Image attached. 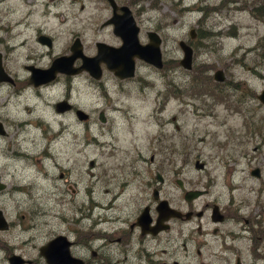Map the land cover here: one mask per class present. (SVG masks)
I'll return each mask as SVG.
<instances>
[{"label":"rangeland","instance_id":"1","mask_svg":"<svg viewBox=\"0 0 264 264\" xmlns=\"http://www.w3.org/2000/svg\"><path fill=\"white\" fill-rule=\"evenodd\" d=\"M41 1L44 0H35L33 17L43 16ZM260 1L133 0L131 10L136 13L140 39L146 40V30L160 36L162 66L155 69L139 62L133 81L122 88L113 84L107 89L109 104L112 98L116 99V106L109 112L108 121L113 120L111 129L101 126L94 116L87 122H76L68 115L60 121L53 120L50 103L46 106L31 100L34 109L30 112L27 108L29 115L11 100L3 109L0 107L7 117L20 116L17 120H21L25 114L23 117L29 121L24 129L28 132L13 135L15 128L11 125L10 136L0 137V178L6 188L15 183L23 185L22 191L13 192L7 198L3 193L0 197V209L13 224L0 233V240L5 238L12 244L26 240L40 243L52 232L62 231L64 226L53 216L58 207L51 199L59 192L63 191L66 198L80 204L83 197L67 193L72 188L82 191L87 187L100 200L98 194L102 190L115 191L120 182L130 179L133 191H137L140 181L146 177L142 170H149L154 181L157 169L164 177L160 194H165L170 203L181 200L173 182L175 178L185 182V188L196 185L198 178L202 185L210 179V194L194 204L203 206L209 200L219 206L228 203L231 213L240 220L235 224L234 219L223 223L221 226L225 228L234 226L238 231L243 219H247L246 239L236 244L238 239L232 245L238 249L242 264H264V104L256 98L264 89V18L250 11ZM26 5L24 0H0V19H5L8 12H11L10 18H20L27 11ZM49 10L46 16L53 15V11L60 12L74 18L72 23L77 24L74 22L79 17L77 2L71 5L64 0L61 6L57 2ZM70 28L68 25L58 29V47L69 39ZM190 29L194 31L191 38ZM260 37L262 48L256 47ZM179 40L192 47L190 70L177 63L182 56ZM216 69L223 76L221 82L214 80ZM52 94V100L59 97L58 93ZM72 100L90 114L92 100L99 104L100 96L91 83L79 81L73 88ZM13 107L24 112L16 113ZM43 121L49 122L52 130L56 129V122L60 128L67 129L60 141H55V135L46 129ZM74 134L77 157H73L70 145L75 141ZM51 142L65 152L59 160L61 167H54L44 158V149ZM54 149L57 148L54 146ZM21 151L28 153V157L18 162L14 157ZM196 160L203 164L202 169L194 166ZM254 168H258V176L251 174ZM44 169L46 176L41 175ZM59 172H63L62 178ZM36 193L40 199L35 203L30 199ZM33 210L39 211L36 217ZM85 226L76 228L74 233L84 237L88 231ZM192 227L193 220L186 225L176 222L170 231L153 239L150 246L156 248L158 256L161 248L169 251L161 256L165 261L174 259L178 264H187L179 230L183 233L189 230L195 236ZM132 247L136 249L137 244L132 242ZM189 247L193 250V246ZM133 248L126 253V264H145L143 259H136ZM0 264H6L1 251Z\"/></svg>","mask_w":264,"mask_h":264},{"label":"flooded vegetation","instance_id":"2","mask_svg":"<svg viewBox=\"0 0 264 264\" xmlns=\"http://www.w3.org/2000/svg\"><path fill=\"white\" fill-rule=\"evenodd\" d=\"M66 1L71 5H74L75 2L78 3L79 14L77 16L79 17L76 19L77 21H74L77 23L75 24L77 27L72 23L74 18L60 12L53 11V15H45L50 13V6L56 7L57 2L61 6L64 0L41 1L44 10L42 12L43 16L39 18L33 17V10L37 5L35 0H24V3L27 4V11L20 18L12 19L9 16L11 12H8L5 19H0V74L4 75V79H0V107L3 109L8 100H11L14 102L15 107L22 106V110H25V113L29 115L34 109L31 106L32 103H30L31 100L34 101V104L42 103L46 106L47 103H50L54 111L53 120L60 121L68 115L73 117L76 122H87L90 116H94V120L100 123L101 126L105 125L111 129L113 120L108 121V118L110 109L116 106V99L112 98L110 106L107 89L111 88L113 84L122 88L127 82L133 81L137 65L142 62L134 57V70L131 77L119 78L114 74L113 69L107 68V65L114 62L111 60L115 54L112 49H116L121 45V39L114 31L119 22L118 17L122 13L119 10L120 6L128 8L133 22L138 27V42L145 44L147 37L144 41L140 39V29L135 18L136 13L131 10L133 0H113L115 9L112 8L109 0ZM88 8L90 10L86 12ZM68 25L71 26L68 32L69 39L64 42L63 46L58 47V29H63ZM76 53H82L86 58L100 54L97 57L98 61H95V68L93 66L94 62H89L87 68H80L83 65V60ZM57 57H64V63L59 67L64 69L65 72L55 71L50 80L42 83L35 84L36 82L30 81L33 73L48 69L53 63V59ZM105 59L109 60L105 61ZM96 68L99 72L97 77H94L91 70L95 71ZM79 81L91 83L94 92L100 96L99 104L92 100L90 114L85 113L72 100L73 88ZM2 92L6 94L2 96ZM52 93H58L59 97L52 100ZM49 98L50 100H48ZM62 101L68 107L65 111L58 110L57 103ZM15 107L13 108L16 113L22 111L21 109L17 110ZM27 108L30 112L26 111ZM78 109L82 110L86 118L78 119L76 117ZM24 115H21V120H17L20 116L7 117L4 111L0 109V137L10 136L11 125L15 128L13 135L19 133V131L28 132L24 129L29 121L23 117ZM43 122L46 124V129L55 135L56 142L60 141L67 131V129L60 128L58 122H56L57 127L55 130L50 128L49 122ZM74 140L70 145L73 148V157H77L74 154V150L77 149L76 134H74ZM54 146L57 149H54ZM54 146L51 142L45 147L44 158L54 164V167H57V165L61 167L59 160L65 152L60 147L58 148V144ZM18 154V157H14L18 162L28 157V153L24 151ZM11 156H16V154H11ZM76 159L74 158V161ZM24 165H28V163H24ZM202 167L203 164L201 163L196 168L202 169ZM42 168L44 167L42 166ZM142 172L146 174V177L140 181L137 191H133V181L131 182L130 179L128 182H120L115 191L102 190L98 194L102 197H99L100 200L93 197L96 193H94V190L87 189V187L82 191L71 187L72 192H66L67 194L71 193L72 197H83L82 202L79 201L80 204H75L72 199L66 198L63 191L53 195L54 198L51 199L54 200V206L58 207L53 216L58 224L61 223L64 226L62 231L52 232L47 239L40 243L26 240L12 244L7 242L5 238L3 241L0 240V251L6 264H8L7 258L15 255L23 260L21 264H58L56 262L48 263L47 257L44 255L47 251H41L40 248H43L50 239L61 235L65 237V240H61V243L46 255H55L57 262L63 260L62 264L65 262V256L61 257L63 245L66 247L64 252L69 256L68 260L73 262L72 264H126V253H130L131 248H133L132 242L137 244V248H133L132 253H134L137 260L143 259L145 264H178L174 259L168 262L161 257L170 253L166 249L161 248L159 250L161 256H158L159 253L156 248L153 249L150 243L153 239H157L160 233L170 231L174 223L186 225L187 222L192 220L194 221V227L192 228L195 236H192L189 230L186 233H183L182 229L179 230L181 240H183V256L187 264H217V262L224 261L227 264H232L231 261H234L233 264H242L239 251L232 244L238 239L240 240L236 241V244L246 239L244 233L248 231V225L244 224L247 219H243V225H240L238 231L231 225V228H225L221 226L223 223L232 222L234 219L235 224L240 220L238 215L234 216L231 213V207L228 203L219 206L215 201L209 200V202H203V206L196 207V204H194L198 199L210 194L208 190L210 182H212L210 179H207L205 184L202 185L198 178L196 185L185 188V182L175 178L173 182L181 200L178 203H170L165 194H160L163 175L156 169L153 181L149 170L144 169ZM46 173L44 169L41 175L46 176ZM62 175L63 172H59L58 176L60 178H62ZM22 186L15 183L6 188L0 178V197L3 193L7 198L13 192H20L23 190ZM186 190H199L200 194L194 199L185 200ZM57 195H61V197L56 198ZM38 199H40V195L36 193L34 198L30 200L36 203ZM163 200L166 201L168 206L179 211V215L158 223L159 227L165 225L164 229L151 234L147 228L156 224L157 204ZM66 205H68V210H66ZM177 206L182 207V209ZM69 210L72 211L71 215L68 214ZM99 210L102 211V214H99ZM32 212L34 217L39 213V211L34 210ZM143 212L145 213V220L149 219V223L140 228L137 218ZM0 213L3 214L6 224H8L7 229L3 231H7L13 225L12 221L6 218L1 209ZM41 216H43V211H41ZM83 225H86L85 228L88 230L84 237L74 233L76 228H81ZM20 228L24 230L21 226ZM3 231H0V233ZM190 245L193 246V250L190 247L188 248ZM192 258L194 259L192 260Z\"/></svg>","mask_w":264,"mask_h":264},{"label":"water","instance_id":"3","mask_svg":"<svg viewBox=\"0 0 264 264\" xmlns=\"http://www.w3.org/2000/svg\"><path fill=\"white\" fill-rule=\"evenodd\" d=\"M108 1V0H107ZM111 6L113 9H115V4L113 0H109ZM119 10L122 11L120 14V17H118L119 22L116 25V29L114 30L115 33L120 37L121 39V45L120 47L116 49H112L114 54L111 65H107L108 69H113L114 74L117 75L119 78L123 77H131L133 75V59L136 57L143 63H147L151 67H154L155 69L161 68L162 66V56L160 52V36L158 33H155L154 31H146V37L147 41L145 44H141L138 42L137 38V30L138 27L135 25V22H133L130 12L128 11V8L126 6H120ZM194 36V31L193 29L189 30V38ZM178 47L179 50L181 51V57L178 60V65L184 68L185 70H190L191 68V60H192V48L185 43L183 40H179L178 42ZM77 56H79L83 60V65L80 68H87L88 63L94 62L93 66L95 68L96 62L98 61V58L100 54L96 55L95 57H85L82 55V53H76ZM64 57H57L53 59V63L48 69H42L38 70L37 73H33L31 76V80L33 83L38 84L42 83L45 81L50 80L53 76L55 71H60V72H65L64 69L59 67V65L64 63ZM109 60V59H105ZM110 60V61H111ZM98 68L95 69V71L91 70V73L94 77H97L98 75ZM213 77L215 81H223V76L221 75V71L219 69H216L215 72L213 73ZM0 79H4V75L0 74ZM257 100L261 103L264 104V89L256 95ZM58 110H67L68 107L65 106V102H58L57 103ZM76 117L78 119H84L86 118L82 110L78 109L76 111ZM195 167L200 166L198 163V160L195 161ZM251 174L254 176H258V168H254V170L251 171ZM199 190H186L185 191V200H191L196 197H198ZM157 221L156 224L153 225L152 227L147 228V230L150 231L151 234L158 232L159 230H163V227H159L158 223L161 221L167 220L171 217H175L179 215V211L176 209L171 208L170 206L167 205L166 201H160L157 204ZM145 213L143 212L141 216H139L137 219L139 221L138 225L140 228L143 225H147L149 223V219L145 220ZM8 224H6V220L3 217V214L0 213V231H3L7 229ZM61 240H65L64 236H56L47 242L44 247L40 248L41 251H47L44 253V255L47 257V262L48 263H58L62 264L63 260L60 262H57V259L55 255H46L47 253H50L49 251H53L55 246L59 243H61ZM65 244H67L65 242ZM66 250L65 245H63L62 249V258L65 256V262L64 264H72L73 262H70L69 256L64 252ZM61 258V259H62ZM8 259V264H21L23 260H21L17 255L15 256H10L7 258Z\"/></svg>","mask_w":264,"mask_h":264},{"label":"trees","instance_id":"4","mask_svg":"<svg viewBox=\"0 0 264 264\" xmlns=\"http://www.w3.org/2000/svg\"><path fill=\"white\" fill-rule=\"evenodd\" d=\"M251 13L254 15V16H257V17H262L264 18V0H261L259 2V6H252L251 9H250ZM199 35V33H198ZM256 47L258 48H262L263 47V40H262V37H260L256 43ZM176 62V61H175Z\"/></svg>","mask_w":264,"mask_h":264}]
</instances>
